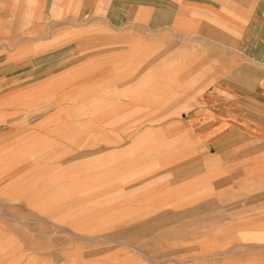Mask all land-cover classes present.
Wrapping results in <instances>:
<instances>
[{"label":"rangeland","instance_id":"374dc122","mask_svg":"<svg viewBox=\"0 0 264 264\" xmlns=\"http://www.w3.org/2000/svg\"><path fill=\"white\" fill-rule=\"evenodd\" d=\"M42 3L0 0V176L24 185L1 191V198L6 201L9 194L25 197L27 193V206L34 208L37 197L28 186L37 180L39 187L52 184L54 189L46 193L40 188L44 192L36 200L53 196L55 201L56 179L62 174L64 233L75 231L68 247L76 249L72 257L80 258V264H217V257L218 264H247L248 246L243 243L248 241L238 237L245 236L240 233L249 217L264 214V193L227 194L225 204L242 205L239 208L221 207L224 196L207 191L211 187L206 184L173 190L161 178L153 193V174L167 166L168 150L167 156L153 153L148 129L152 113L146 103L139 107L130 103L131 78L143 76L138 84L146 93L162 84L163 72L146 76L150 67L142 66L136 57L131 70H125V65L119 71L117 63H128L135 51L134 46L123 47L128 41L119 37L126 34L110 32L111 38L104 40L87 24L76 23L88 15L92 25L107 24L95 17L103 12L102 2L95 11L85 7L75 20L56 9L67 6L65 13L75 12V2L54 0L48 15L40 10ZM217 21L215 17L212 24ZM62 51L69 58H60ZM187 55L178 57L184 67ZM170 68L176 76L174 64ZM175 84L184 87L182 82ZM149 131V136H142ZM33 164L37 165L31 168ZM163 196L170 202L159 203ZM254 200L261 201V207L248 208L252 204L247 202ZM199 204L210 208H198ZM217 204L219 208H212ZM47 213V218L56 216ZM156 216L175 217L177 223L164 225L155 240L150 235L139 246L132 237L125 240L120 235ZM250 243L254 250L264 249L263 238ZM233 245L241 247L235 255ZM217 249L221 254L216 257Z\"/></svg>","mask_w":264,"mask_h":264},{"label":"crops","instance_id":"0c3cea01","mask_svg":"<svg viewBox=\"0 0 264 264\" xmlns=\"http://www.w3.org/2000/svg\"><path fill=\"white\" fill-rule=\"evenodd\" d=\"M35 1L43 2L39 7L46 15L53 9L54 0ZM68 1L75 2V12L72 9L65 13L67 6L56 9L73 20L85 7H93L95 11V6L102 2L103 12L95 17L104 18L107 24L84 25L98 32L104 40L111 38L110 32L125 33L119 37L128 41L124 48H140L143 43L141 65L154 66L177 59L172 57L173 53L188 54L184 76H162V84L153 85L146 93L138 84L143 76L131 78L130 103L136 107L146 103L152 113L149 127L153 153L167 156L168 150L167 166L153 174V193L157 189L155 182L161 178L167 179L168 184L174 186L173 190L206 184L211 187L207 191L224 196L225 200L220 204L223 208L242 206L225 204L229 201L227 194L264 193V0H242L246 2L242 4L240 0H226L232 3L230 6L219 3L225 0ZM215 17L220 20L219 25L212 24ZM242 23L246 24L241 28ZM102 29H105L104 35ZM180 63L184 62H176L177 65ZM175 82H182L184 87L177 85L172 89ZM135 111L143 110L136 108ZM59 167H63L62 161ZM60 176L56 179L55 201L53 196L44 201L36 200L42 192L54 189L52 184L39 187L37 180L30 181L31 186H28L32 196L37 197L33 200L34 208L27 206L26 189L25 197L19 193L9 194L5 201L0 196V264H80V258L72 257L76 249L68 247L75 231L71 229L73 232L64 233L63 175ZM21 184L20 181L11 182L7 175L0 176V192L6 189L10 192V186H24ZM164 197L158 199L159 203L170 202ZM14 199L23 200L17 202ZM247 203L252 204L248 208L256 209L262 202ZM208 207L198 205V208ZM48 211L56 216L47 218ZM174 218L152 217L149 222L137 224L141 226L131 232L121 231L120 235L125 240L132 237L139 246V241L150 235L155 240V234L160 233L164 225H176ZM262 233L264 214L249 217L240 233L245 236L238 237L248 241L243 243L248 246L247 264H264V249L254 250L252 247L255 246L250 243L264 239V236H258ZM238 248L241 247L233 245L232 254L235 255ZM216 252V257L221 254L218 249ZM216 262L220 263L218 257Z\"/></svg>","mask_w":264,"mask_h":264},{"label":"bare ground","instance_id":"6f19581e","mask_svg":"<svg viewBox=\"0 0 264 264\" xmlns=\"http://www.w3.org/2000/svg\"><path fill=\"white\" fill-rule=\"evenodd\" d=\"M219 2V1H218ZM219 3H221V4H224V5H231L232 3L231 2H229V1H220ZM242 3H246V2H244V1H242V0H240V4H242ZM246 13H247V11H246ZM249 13V12H248ZM248 13H247V15H248ZM92 18V16H88V15H86L85 17H82V18H80V19H78V20H76V23H78L79 25L81 24V23H89V21H90V19ZM80 20H82V21H84V22H80ZM242 20H244L243 18H242ZM216 25H219L220 24V20H218L216 23H215ZM143 44V43H142ZM142 44H140L141 46H142ZM141 46H140V48H137V47H134L135 48V51H133L132 50V52H131V55H130V59L128 60V63H123V64H121V62L119 63H117V66H119V68H118V70L119 71H122V70H124V66L126 65V67H125V70H131V68H132V62H133V57H136V58H140V60H141V55H140V53L142 52V48H141ZM68 51H69V49H68ZM64 53H65V51H62L61 53H60V58L62 57H65L66 55H68V54H65L64 55ZM127 53V52H126ZM73 55V53H71V56ZM116 55H118V54H116ZM128 55H129V53H128ZM69 56L70 55H68L67 56V58H69ZM55 57H56V60L58 59V56H56L55 55ZM172 57H180V54H178L177 56H175V54H173L172 55ZM139 59H138V61L139 62H141ZM145 60V58L142 60V61H144ZM179 59L177 58V59H169V60H167L166 62H167V64H164V65H154V66H152L151 64L150 65H144V66H148V67H150V69L147 71V72H145V69L143 70V68H141V70H142V72L146 75V76H154V75H156V76H160L159 75V73L160 72H163V76H172V73H171V68H170V65L171 64H174V72H175V75L176 76H182L181 74H183V72H185L186 71V69H187V67L185 68L183 65H177L176 64V62H179L178 61ZM66 61V60H65ZM56 62H58V61H55V63ZM66 63V62H65ZM90 63V62H89ZM176 64V65H175ZM143 66V65H142ZM31 70V69H30ZM73 70V72L74 73H76V71H74V70H77V68L76 69H72ZM71 70V71H72ZM94 70V69H93ZM103 72H101L102 74L103 73H105V72H108V70H102ZM21 73V72H20ZM78 73H80V72H78ZM85 73H87V71L86 72H84V74ZM128 73H131V71H129ZM83 74V75H84ZM135 74V73H134ZM164 74H166V75H164ZM174 76V75H173ZM173 84H175V83H173ZM172 84V86H171V88L173 89V88H175L176 86H177V84H176V86L175 85H173ZM169 89H170V87H169ZM131 126V125H130ZM148 129H150V127L148 128ZM151 130V129H150ZM151 131H149V132H147V133H145V134H143L142 136H149V134L148 133H150ZM37 143V142H36ZM137 143L135 142V145H136ZM149 214V213H148ZM170 217V216H169ZM168 259V258H167Z\"/></svg>","mask_w":264,"mask_h":264}]
</instances>
